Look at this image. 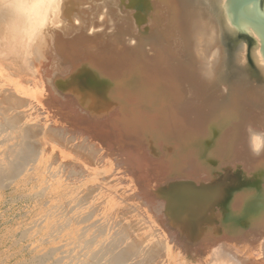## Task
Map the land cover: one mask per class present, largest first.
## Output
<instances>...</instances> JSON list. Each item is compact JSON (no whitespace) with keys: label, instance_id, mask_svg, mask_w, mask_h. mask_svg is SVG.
<instances>
[{"label":"bare ground","instance_id":"bare-ground-1","mask_svg":"<svg viewBox=\"0 0 264 264\" xmlns=\"http://www.w3.org/2000/svg\"><path fill=\"white\" fill-rule=\"evenodd\" d=\"M82 1L0 0V264H264L247 247L264 225L258 32L228 0ZM150 6L165 28L139 37L158 53L131 86L144 54L123 35L137 12L159 22ZM113 14V35L93 31Z\"/></svg>","mask_w":264,"mask_h":264},{"label":"rangeland","instance_id":"rangeland-1","mask_svg":"<svg viewBox=\"0 0 264 264\" xmlns=\"http://www.w3.org/2000/svg\"><path fill=\"white\" fill-rule=\"evenodd\" d=\"M89 2H85V1H82L81 2V5H83V7H84V9L86 10V7H87V9L89 8V7H91V8H95V7H97L98 6V8H97V10H99L100 8H103V5L104 4H106L105 2H104V0L102 1V0H88ZM100 1H102V2H100ZM105 1H107V0H105ZM120 2H119V4H118V7H120V12L121 13H124V11H126L127 10V6L129 5V7H131L130 9L131 10H133V9H135V7H136V3H133V4H131V0H119ZM125 1V2H124ZM127 1V2H126ZM152 1V0H151ZM104 2V4H101L100 5V3H103ZM153 2V1H152ZM159 2V1H158ZM101 6H99V5ZM124 4H125V6H124ZM94 5V6H93ZM93 6V7H92ZM132 6H133V8H132ZM83 7H81V8H83ZM100 7V8H99ZM122 7H124V8H122ZM148 9H146L145 11H143V12H141L140 14H142V13H144V14H146L147 16H152V17H156V18H160V20H158L159 22H157V24L156 25H154L155 24V19H154V21H152V23H150L151 21L150 20H143V22L141 21V18L139 17V14H138V12L136 13V14H134L133 15V18H131V19H129L128 18V22L129 21H131L132 22V24H133V22L135 21V22H137L138 24H139V26H137L136 28H134V30H132V28H129V30H127L125 33H124V35H123V38H125V39H128L127 40V42L128 41H130L129 40V38H136V39H134L133 40V42L131 41V46H133V47H135V46H137L138 44V42H139V40L141 39V37L142 36H146L147 35V37L150 35L152 38L153 37H155V38H157V37H159L160 35H161V33L163 32V30H164V23L166 22V20L164 19L165 18V15L166 14H164L163 13V11H161L159 14H158V8H156V6H150V7H147ZM129 9V10H130ZM138 9V8H137ZM87 11V10H86ZM95 12V11H94ZM86 15V14H85ZM117 14H113V16L111 17L112 19H114V23L112 22V21H110L111 20V18L108 20V18L107 19H105V20H103L105 23H107V20L108 21H110V22H108L107 24H105L102 20H100V19H98V20H100V21H98V23H100V25L103 27L104 25V27L101 29L100 27L99 28H96L95 30H93V31H95V32H97L96 30H98V31H100V30H105V32L107 31V32H111L112 30H114V32H115V30L119 27L118 26V16H116ZM145 15V16H146ZM154 15V16H153ZM87 17H86V19L88 18V13H87V15H86ZM114 17V18H113ZM154 17V18H155ZM139 19H140V21H139ZM117 20V21H116ZM165 20V21H164ZM157 21V20H156ZM149 22V23H148ZM112 24V26H110L111 24ZM146 23V24H145ZM78 24V23H77ZM144 25V26H143ZM108 26H110V27H108ZM153 26V27H152ZM158 26V27H157ZM111 27H113V28H111ZM74 27H72L71 29H73ZM136 29V30H135ZM138 30V31H137ZM133 31V32H132ZM114 32L112 31V33H108V34H110V35H113L114 34ZM159 32H161V33H159ZM92 34H94V32H92ZM135 35H136V37H135ZM126 36H128L129 38H127ZM141 36V37H140ZM139 37H140V39H139ZM170 40V39H169ZM126 40H124V44H126V42H125ZM141 42V41H140ZM139 42V43H140ZM169 42V41H168ZM130 42H128L127 44L128 45H130L129 44ZM134 43V44H133ZM126 44V45H127ZM165 44V43H164ZM167 45H169L168 47L169 48H171V49H173V48H175V46H174V44H173V42L171 43H167ZM140 48L143 50V54H144V59H141V60H138L137 61V59H135V61H136V64L138 65V67H140L141 69H142V72H143V74H142V76H140L138 79H136V81L135 82H131V86H134L137 82L138 83H142L143 82V84H144V87L145 86H148V84H147V82H149V81H152V78H151V72L150 71H148L147 70V67H148V65H149V62H151L150 61V57L151 56H153V55H155V54H157L158 53V48L154 45V43L151 41V40H149V41H145V42H142V43H140ZM192 46L190 45V44H185L184 46H182V47H180L179 48V51H177V52H174V54H175V56H176V58H177V60L181 63V64H183V65H185L186 63H185V58L184 57H182L180 54H182V52L183 53H185L189 48H191ZM161 56V55H160ZM161 57H163V55L161 56ZM161 60H163V59H161ZM187 60V59H186ZM142 62V63H141ZM198 62V61H197ZM160 66H163V65H160ZM147 70V72H145V71ZM146 74V75H145ZM151 78V79H150ZM150 79V80H149ZM150 85V84H149ZM124 87L126 86V85H123ZM152 118L154 119L155 117H154V114H153V116H152ZM56 125H62V124H56ZM140 148L141 149H143V147L142 146H140ZM255 229H253L252 228V232H249V239H247L248 240V246L247 245H245V246H247L249 249H248V254H250L251 256H252V258H254L256 261H257V263H260V261L263 259V257H264V225H262L261 227H259V229H256V231L255 232H253ZM261 235V236H260ZM235 242V244H238L239 242L238 241H234ZM260 242V243H259ZM230 244H231V242H230ZM242 244V243H241ZM239 245H240V243H239ZM263 249V250H262ZM261 250V251H260ZM262 254V255H261ZM263 256V257H262ZM236 257H238L237 255H235V258ZM256 257V258H255ZM253 259V260H254ZM190 263L189 264H198L199 262L198 261H196L195 259H193L192 258V260H190L189 261Z\"/></svg>","mask_w":264,"mask_h":264},{"label":"water","instance_id":"water-1","mask_svg":"<svg viewBox=\"0 0 264 264\" xmlns=\"http://www.w3.org/2000/svg\"><path fill=\"white\" fill-rule=\"evenodd\" d=\"M227 10L232 22L243 32L245 29L256 30L262 38V52L264 54V13L259 9L258 0H228ZM229 44V43H228ZM232 44V43H231ZM230 44V45H231ZM233 45L228 46V54L230 60H233ZM230 69V70H229ZM229 72V73H228ZM227 74L236 76L244 74L243 68H238L232 64L228 68Z\"/></svg>","mask_w":264,"mask_h":264},{"label":"clouds","instance_id":"clouds-1","mask_svg":"<svg viewBox=\"0 0 264 264\" xmlns=\"http://www.w3.org/2000/svg\"><path fill=\"white\" fill-rule=\"evenodd\" d=\"M249 132V149L253 154H259L261 150H264V135H261L260 133H255L252 131V127L249 126L248 128Z\"/></svg>","mask_w":264,"mask_h":264},{"label":"snow or ice","instance_id":"snow-or-ice-1","mask_svg":"<svg viewBox=\"0 0 264 264\" xmlns=\"http://www.w3.org/2000/svg\"><path fill=\"white\" fill-rule=\"evenodd\" d=\"M37 3H44L47 2V0H36Z\"/></svg>","mask_w":264,"mask_h":264}]
</instances>
